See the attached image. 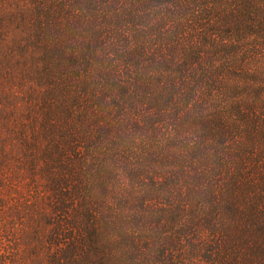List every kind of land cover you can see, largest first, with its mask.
I'll return each instance as SVG.
<instances>
[{"label":"rangeland","instance_id":"obj_1","mask_svg":"<svg viewBox=\"0 0 264 264\" xmlns=\"http://www.w3.org/2000/svg\"><path fill=\"white\" fill-rule=\"evenodd\" d=\"M161 1L0 0V264H84L66 251L92 227L86 208L107 253L127 258L126 238L168 224L151 204L152 225L137 221L141 194L264 206V19L259 31L236 0H203L221 20L197 30L184 2Z\"/></svg>","mask_w":264,"mask_h":264},{"label":"trees","instance_id":"obj_2","mask_svg":"<svg viewBox=\"0 0 264 264\" xmlns=\"http://www.w3.org/2000/svg\"><path fill=\"white\" fill-rule=\"evenodd\" d=\"M105 1L108 4L113 3V0H102L103 3ZM176 1L184 2L186 7H189L185 14L190 22L196 24L197 30L198 28L202 29L201 22L205 21L207 23L210 21L217 22L219 26L218 22L221 19L216 15H212L209 9H202L201 3L203 0H163L158 3L163 5L172 4L175 7ZM236 1L238 2V14L242 19L248 17L255 26V23L260 21H254L252 18L261 15L264 19L262 8L259 11L248 9L251 0ZM90 5V10L97 15V5L95 3ZM130 13L128 24L140 27L141 21L137 17V11H131ZM214 18H217V20H214ZM175 20L168 21V23L173 24ZM128 24L126 23L127 26ZM256 27L258 29V26ZM209 30L212 35L217 34L216 30ZM96 44L99 45V43ZM102 44L108 46L111 50L117 51L115 43L109 46L102 41ZM117 67L115 64L113 70L116 71ZM176 183L178 182L175 178L166 180L162 185ZM178 184L182 186L181 183ZM181 188L179 189L180 193H175V196L170 195L165 202L156 198H149L147 195H140L138 203L142 207V211L135 213L138 215L137 221L146 227L152 225L151 219L147 215L149 208L145 207L151 204V206L157 208L154 215L151 216L154 217V223L159 225L164 222L163 217L166 214L168 224L164 226L162 231H156L155 233L150 231L146 232L145 236L140 234L139 236L133 235L131 238H126L127 253L128 247L130 248L129 255H125L127 258L107 253L109 249L103 248L101 230L99 225L97 226L92 220L93 208H86L82 214L85 223L90 222L92 227L87 226L85 229V225L83 226L82 239L79 240L78 244L73 241L69 243L70 249L66 251V255L71 257L80 249L85 254L84 264H264V235L262 240L259 238L258 241H252L249 239L252 234L246 232V228L249 229L250 233H253L251 228L255 230L258 227L259 231L264 230V206L252 204L250 210L254 215H244L239 205L235 203L234 195L230 193H203L198 199L200 205L195 206L197 202L191 200L194 193H183ZM66 203V200L55 202L57 207L54 214H57L60 218L57 221L58 224L65 221L64 213L67 214V211H69ZM202 207L205 211L200 214L199 211ZM145 211L146 213H144ZM256 216L259 217L255 218ZM252 219L253 221H251ZM224 222L231 227L230 231L228 228L223 227ZM246 222H248L247 225ZM54 236L59 237L61 235L56 231ZM64 239L73 240V237L71 235L64 237ZM246 247L250 253H245ZM112 250L115 254L113 247Z\"/></svg>","mask_w":264,"mask_h":264}]
</instances>
